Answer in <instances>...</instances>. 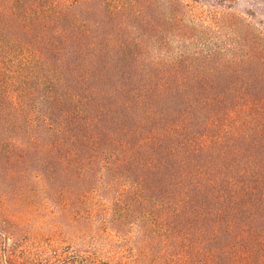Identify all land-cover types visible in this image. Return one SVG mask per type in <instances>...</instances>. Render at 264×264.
<instances>
[{"label": "trees", "instance_id": "1", "mask_svg": "<svg viewBox=\"0 0 264 264\" xmlns=\"http://www.w3.org/2000/svg\"><path fill=\"white\" fill-rule=\"evenodd\" d=\"M191 1L210 6L202 27L190 17ZM200 1L0 0V264H110L86 250L74 252L52 220L34 229L33 220L42 210L56 214L57 207L75 223L81 207L110 215L112 198L101 207V187L145 189L151 176L163 175L161 168L169 181L177 169L185 176L175 190L183 203L205 197L210 216L229 219L222 224L230 237L228 263L255 255L252 264H264V162L255 157L238 168H210L196 185L201 166L179 159L195 142L203 147L223 135L258 137L264 145V0ZM105 13L157 24L154 35L128 43L101 36L96 26L107 23ZM207 28L210 39H202ZM207 62L205 102L194 85ZM225 68L238 80L214 93L212 75ZM253 77L261 80L255 87ZM158 95L172 108L150 113V96ZM107 98L140 112L139 122L111 130L102 111ZM30 183L36 188L26 192ZM13 194L20 202L30 196L25 210ZM135 194L138 202L155 199ZM36 195L43 199L39 206L31 199Z\"/></svg>", "mask_w": 264, "mask_h": 264}, {"label": "rangeland", "instance_id": "2", "mask_svg": "<svg viewBox=\"0 0 264 264\" xmlns=\"http://www.w3.org/2000/svg\"><path fill=\"white\" fill-rule=\"evenodd\" d=\"M202 1L204 0L200 2ZM191 6L189 8L190 17L195 18L197 26H204L202 23H205V17L210 18V6L203 7L199 2L196 4L194 1H191ZM153 13H157L155 8L150 11V14ZM105 14L109 15L105 20L107 23L96 26L101 36L110 34L115 42L128 43L141 38L142 34H145L147 38L154 35L151 26L157 24H139L140 19H135L132 14L129 15V18L128 15L122 17L116 13ZM202 34L200 35L202 39H210L209 28H207L204 36ZM204 66L205 68L201 67V70L197 72L199 74L196 76L200 77V81L196 82L194 86L198 85L200 100L206 98V102L210 100V62ZM226 72L227 68L221 73L215 72L212 75V80L216 81L214 93L222 94L231 83L238 80L234 71H232L234 74L231 76L230 74L227 76ZM113 80L118 82L116 78ZM256 80L261 83V80L253 77L250 84L252 87H255L253 82ZM262 88L264 90V83ZM150 97L153 98V104L148 107L150 113L160 110L168 111L172 108L171 101L166 96ZM102 111L106 116L105 125L109 126L111 130H116L115 128L118 127L124 129L129 126L133 127L139 122L141 115L138 111L134 113L130 110L120 109L114 98H107L104 101ZM209 114L210 106L209 109L203 111L201 118L204 119ZM197 146L199 143L195 142L192 147L184 149L179 154L180 160L188 159L190 162L201 166L195 172L194 182L196 185L202 181L203 171L210 170V168L214 172L220 169L225 170L228 167L238 168L247 163L248 158L255 157L258 158L259 164L264 162V145L260 143L258 137L244 140L235 135H223L221 141L213 144L208 142L203 147ZM246 149H250V152H246ZM168 161L173 162L174 159L169 157ZM160 170L163 175L151 176L152 180L147 183L150 187L145 189L138 187L130 190L125 184L101 187L98 193L99 196H103L101 201L104 203L101 207L105 203L108 206V202L112 198L111 205L108 206L113 210L110 215L102 211L97 215L90 214L86 208L81 207L77 211V214L80 215L75 223L70 211L57 207L56 214H54L56 210H46V212L42 210L40 216L33 220L31 227L34 229L37 222L41 225L44 222L48 224L52 220L59 228L58 234H62L66 238L74 252L82 250L91 252L93 259L99 262L110 264H230L228 262L229 258L232 257L231 251L228 249L225 251V246L230 242V237L227 238L225 228L222 225L229 219L223 216L220 218L217 215L210 216V212H207L210 199L205 197L201 199L191 197L186 199L184 204L178 198L175 190L186 183L185 176L181 175V171L177 169L173 173L174 178L169 181L166 176H170V174L162 172V168ZM31 184L24 187L26 192L36 188ZM97 187L94 189L96 190ZM79 189L77 187L78 192ZM135 191L139 192L140 195L150 194L155 199H141V202H138ZM123 192L127 195L122 198ZM113 196L116 198L114 199ZM29 199L30 196H27L24 202H20L17 195L13 194V202L17 203L16 201H18L17 204L24 210L27 205L25 202H28ZM31 199L38 206L43 202L40 195L33 196ZM186 204L194 210L199 208V213L195 210L192 213L183 214L180 207ZM178 208L180 211L175 212ZM74 236H77L75 241L72 239ZM255 259L256 256L254 255L253 258L247 259L244 264H252L256 261Z\"/></svg>", "mask_w": 264, "mask_h": 264}]
</instances>
